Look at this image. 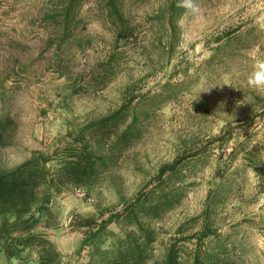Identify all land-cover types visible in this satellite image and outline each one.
I'll return each mask as SVG.
<instances>
[{"label": "rangeland", "instance_id": "obj_1", "mask_svg": "<svg viewBox=\"0 0 264 264\" xmlns=\"http://www.w3.org/2000/svg\"><path fill=\"white\" fill-rule=\"evenodd\" d=\"M67 2L0 0V172L41 153L53 180L28 232L42 233L60 264H86L78 216L118 210L122 198L157 181L160 165L177 160L183 194L149 222L155 238L144 264H159L174 241L179 264H191L188 235L205 222L226 264H264V91L246 83L264 58V0H195L200 13L183 8L171 43L169 0H122L117 39L105 0H81L66 14ZM127 102L147 110L127 144L93 134L96 152L108 157L94 176L57 179L56 164L82 144L78 130ZM1 246L0 238V264L37 261L35 247L7 257Z\"/></svg>", "mask_w": 264, "mask_h": 264}, {"label": "trees", "instance_id": "obj_2", "mask_svg": "<svg viewBox=\"0 0 264 264\" xmlns=\"http://www.w3.org/2000/svg\"><path fill=\"white\" fill-rule=\"evenodd\" d=\"M79 1L81 0H68L66 14ZM121 1L105 0L108 16H113V23L117 27L115 39L120 36L122 21L118 7ZM176 2L169 0L167 6L169 43L176 39L175 23L183 10ZM157 96L149 95L145 104L149 106L154 103ZM171 96L172 93H168L166 98ZM127 103L78 130L82 144L69 157H64L56 164L57 179L65 178L77 182L94 176L98 166L108 157L96 152L99 141L93 134L108 132L107 134L115 136L114 144H127L137 131V120L147 114L143 105L130 106ZM120 126L122 128L117 132ZM86 136L89 141L84 140ZM48 160L41 153H34L12 169L0 172V238L2 250L7 257L16 256L23 248L35 247L38 251L35 264H60L52 243L42 233L28 232L43 213L45 204L49 202V190L53 180L46 178L44 163ZM178 164L175 160L160 165L155 175L157 181L149 187L145 183L131 197L122 198L118 210L109 209L106 213L97 210L95 215L78 216L74 228L81 230L83 234L81 247H89L86 264H144L150 258L155 231L149 222L158 220L171 210L183 194L187 176L180 174ZM110 224L130 228V231L116 235L108 229ZM18 232L27 233L13 235ZM206 236H212L211 245H203ZM188 237L195 238L191 264H226V260L222 258V244L217 243V234L209 224L205 222L197 233ZM174 242L168 244L159 264H179V247Z\"/></svg>", "mask_w": 264, "mask_h": 264}, {"label": "clouds", "instance_id": "obj_3", "mask_svg": "<svg viewBox=\"0 0 264 264\" xmlns=\"http://www.w3.org/2000/svg\"><path fill=\"white\" fill-rule=\"evenodd\" d=\"M179 6L191 15L200 13L199 5L195 0H179ZM246 83L253 90L264 91V58H257L254 61L252 70L246 75Z\"/></svg>", "mask_w": 264, "mask_h": 264}]
</instances>
